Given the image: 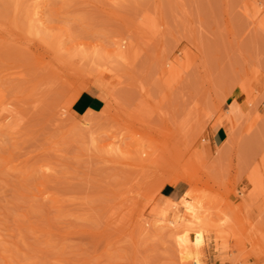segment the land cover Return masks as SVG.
<instances>
[{
  "label": "rangeland",
  "instance_id": "1",
  "mask_svg": "<svg viewBox=\"0 0 264 264\" xmlns=\"http://www.w3.org/2000/svg\"><path fill=\"white\" fill-rule=\"evenodd\" d=\"M177 173L186 251L264 264V0H0V264H183Z\"/></svg>",
  "mask_w": 264,
  "mask_h": 264
},
{
  "label": "bare ground",
  "instance_id": "2",
  "mask_svg": "<svg viewBox=\"0 0 264 264\" xmlns=\"http://www.w3.org/2000/svg\"><path fill=\"white\" fill-rule=\"evenodd\" d=\"M38 15H39V10H36L34 12V16H38ZM121 53L122 52H120V54ZM83 94H89L93 97L102 100L104 103V107L99 112L96 113L88 112L87 114L81 116L84 118L87 124H91L94 122L95 115L105 114L110 110L112 99L108 94V88L104 82L96 83L93 89L83 87L80 90H78L74 96L73 104ZM237 111H238L237 104L234 103L229 111L231 119H233V117L236 116ZM222 129H224L228 137H230L233 132V125L231 124L224 125L222 126ZM180 182H184L188 184L189 189H187L183 193V195L180 197L178 201L168 198H162L168 204L167 206L162 208V211L165 213H173L176 216L175 220L171 222L173 228L176 229L178 225L184 226L186 228H192V227L195 228L193 237H190V235L187 234L185 236L179 237L178 241H179V245L184 248V250L182 251V260L184 261L183 264H201L198 255L186 251V249H188L190 245L198 247L204 242V231L202 229L203 227L202 207L195 205L191 202V200L195 196L196 180L190 174L177 173L168 179L162 180L161 188L167 185L175 187L178 186ZM179 207H182L184 209L185 214L183 216H180L178 214Z\"/></svg>",
  "mask_w": 264,
  "mask_h": 264
},
{
  "label": "crops",
  "instance_id": "3",
  "mask_svg": "<svg viewBox=\"0 0 264 264\" xmlns=\"http://www.w3.org/2000/svg\"><path fill=\"white\" fill-rule=\"evenodd\" d=\"M104 107V103L102 100L93 97L89 94H83L76 100V102L72 105V111L77 116H83L88 112H99ZM220 137V136H219ZM182 193H184V189L179 186L172 187L169 191L168 199L177 198ZM173 200V199H172Z\"/></svg>",
  "mask_w": 264,
  "mask_h": 264
}]
</instances>
